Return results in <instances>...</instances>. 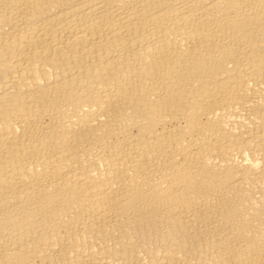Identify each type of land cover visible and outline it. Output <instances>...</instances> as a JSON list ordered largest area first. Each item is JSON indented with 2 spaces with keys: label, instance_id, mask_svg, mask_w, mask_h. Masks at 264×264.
Listing matches in <instances>:
<instances>
[{
  "label": "bare ground",
  "instance_id": "6f19581e",
  "mask_svg": "<svg viewBox=\"0 0 264 264\" xmlns=\"http://www.w3.org/2000/svg\"><path fill=\"white\" fill-rule=\"evenodd\" d=\"M0 264H264V0H0Z\"/></svg>",
  "mask_w": 264,
  "mask_h": 264
}]
</instances>
